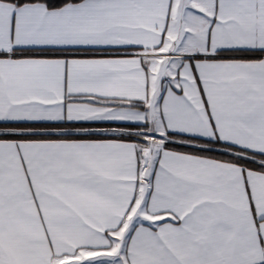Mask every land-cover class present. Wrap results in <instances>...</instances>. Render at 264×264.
<instances>
[{
    "label": "snow or ice",
    "instance_id": "1",
    "mask_svg": "<svg viewBox=\"0 0 264 264\" xmlns=\"http://www.w3.org/2000/svg\"><path fill=\"white\" fill-rule=\"evenodd\" d=\"M0 264H264V0H0Z\"/></svg>",
    "mask_w": 264,
    "mask_h": 264
}]
</instances>
